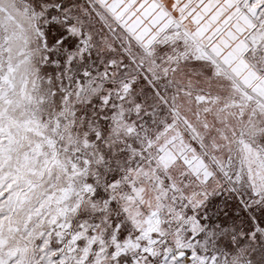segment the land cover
<instances>
[{
  "label": "snow or ice",
  "instance_id": "6c2138e0",
  "mask_svg": "<svg viewBox=\"0 0 264 264\" xmlns=\"http://www.w3.org/2000/svg\"><path fill=\"white\" fill-rule=\"evenodd\" d=\"M0 264H264V0H0Z\"/></svg>",
  "mask_w": 264,
  "mask_h": 264
}]
</instances>
